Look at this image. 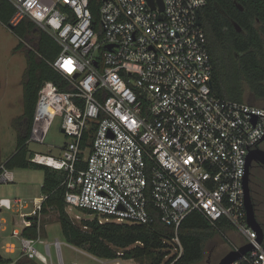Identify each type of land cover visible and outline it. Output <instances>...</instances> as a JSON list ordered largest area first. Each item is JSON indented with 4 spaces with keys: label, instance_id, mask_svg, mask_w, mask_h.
I'll return each instance as SVG.
<instances>
[{
    "label": "built area",
    "instance_id": "obj_1",
    "mask_svg": "<svg viewBox=\"0 0 264 264\" xmlns=\"http://www.w3.org/2000/svg\"><path fill=\"white\" fill-rule=\"evenodd\" d=\"M8 1L16 8L12 25L29 17L60 48L55 59L46 61L68 90L51 80L43 83L28 142L45 143L57 116L70 140L58 156L34 152L29 159L67 172L71 217L83 219L71 213L75 207L92 211L100 223L151 224L152 204L161 220L174 226L173 241L164 242L175 245L179 258V227L197 211L218 229L229 250L253 245L231 264H264V240L259 242L247 221L244 188L248 155L264 151V106L217 94L207 34L198 23L207 0H162L163 10L149 0H95L98 15L91 0ZM23 43L42 57L32 43ZM86 133L91 144L83 148ZM79 162L85 167L78 168ZM14 181L13 170L1 163L0 183ZM46 198L35 197L33 210L20 212L24 227L12 231L21 242L20 257L12 260L0 250V260L64 264L58 239L51 243L40 234L23 235L35 217L40 233ZM17 206L27 205L20 198H0V210ZM224 223L242 236L241 243L223 229ZM2 224L0 219V236ZM37 241L45 244L46 254ZM3 248L14 253L18 247L8 243ZM123 254L97 260L124 264Z\"/></svg>",
    "mask_w": 264,
    "mask_h": 264
},
{
    "label": "trees",
    "instance_id": "obj_2",
    "mask_svg": "<svg viewBox=\"0 0 264 264\" xmlns=\"http://www.w3.org/2000/svg\"><path fill=\"white\" fill-rule=\"evenodd\" d=\"M92 8L98 15L95 0ZM224 13L219 9V7ZM16 8L8 0H0V21L11 25L12 32L22 40H28L38 54L27 50L29 65L24 75V112L15 119L18 131L16 152L5 162L7 168H35L44 170L42 184V214L53 209L58 212L63 237L66 242L82 247L98 258L116 259L118 251H123V259H133L144 264H194L201 261L207 242L218 234V229L201 213H190L181 223L178 236L183 253L168 255L167 248L175 237L174 226L161 220L159 211L151 204L149 210L155 217L151 224H129L118 222L100 223L97 216L81 219L78 224L67 211L65 200L68 190L67 172L62 169L32 162L33 151L28 147L39 91L47 80L54 81L62 90H68L63 77L54 70L46 59H55L60 48L55 39L40 28L29 17L17 25L11 24ZM201 26L207 34L208 48L214 66L213 83L221 97L244 102V84L247 83L257 97L264 99V39L259 29L264 30V0H207L199 11ZM236 21L241 31L233 24ZM258 25V26H257ZM21 40L16 50H21ZM65 144V143H64ZM91 144V135L83 137L82 147ZM84 168L85 163H77ZM87 213L92 211L85 210ZM234 227L224 223L223 229ZM37 217L23 235L38 238ZM168 239L170 242H164ZM11 259L0 260V264H10ZM19 264H39L33 259H21Z\"/></svg>",
    "mask_w": 264,
    "mask_h": 264
},
{
    "label": "rangeland",
    "instance_id": "obj_3",
    "mask_svg": "<svg viewBox=\"0 0 264 264\" xmlns=\"http://www.w3.org/2000/svg\"><path fill=\"white\" fill-rule=\"evenodd\" d=\"M21 38L16 36L10 25L0 21V164H4L17 150L18 131L14 123L15 119L24 112V75L29 65V57L25 46L21 50H16L21 42ZM23 41V40H22ZM28 41V40H26ZM29 42V41H28ZM244 102L264 106V99L256 96L247 83L244 84ZM62 117L57 116L54 120L48 134L45 137V143L29 141L28 147L31 151L60 155L61 147L70 138L63 132L61 127ZM87 155V153L85 154ZM14 182L0 183V198L9 197L12 200L20 198L25 202V207H13L12 210H0V219H2V230L0 236V250L4 257L17 260L20 257L21 242L18 237L12 236L13 229L21 231L24 227L20 212H31L34 208V198L43 195L42 184L44 180V170L35 168H15ZM252 184L256 190V195L260 202L257 211L258 221L264 224V168L253 163L251 168ZM72 214H81L83 219L93 217L85 209L73 208ZM75 221L79 224L80 221ZM40 239L45 242H51L58 239L61 242V250L64 264H103L93 258L90 253L82 247H72L67 244L63 237L61 223L58 220V212L49 210L48 213L41 215V235ZM236 242H242V238H235ZM8 243H14L18 248L14 253H8L3 247ZM167 248V258L175 253V245ZM37 249L46 254L45 244L37 241ZM228 243L221 234H216L210 239L205 247V254L201 261L194 264H218L221 258L226 254ZM54 251V249H53ZM228 251V250H227ZM22 259H26L23 257ZM39 264L37 258L33 259ZM20 261V260H19ZM54 261L57 258L54 255ZM124 264H144L133 259L122 260ZM16 264H19L18 262ZM57 264V263H56Z\"/></svg>",
    "mask_w": 264,
    "mask_h": 264
},
{
    "label": "water",
    "instance_id": "obj_4",
    "mask_svg": "<svg viewBox=\"0 0 264 264\" xmlns=\"http://www.w3.org/2000/svg\"><path fill=\"white\" fill-rule=\"evenodd\" d=\"M151 6L156 8V6L160 7V10L164 9L163 1L162 0H149ZM219 9L224 13V11L218 6ZM198 23L201 24V17L200 13H198ZM235 27L238 30H241L240 25L234 21L233 22ZM12 26L10 25V28ZM253 161L256 163H261L264 165V151L260 149L252 150L248 155V164H247V172L244 177V188H245V205L247 209V221L249 225L258 232V239L259 242L264 240V230L257 219V214L255 210V206L253 203L252 195H251V187H250V174H251V167L253 165ZM253 248L252 244H245L239 248V250H229L226 254L221 258L218 264H231L234 260L240 258L243 254ZM1 257V254H0Z\"/></svg>",
    "mask_w": 264,
    "mask_h": 264
},
{
    "label": "flooded vegetation",
    "instance_id": "obj_5",
    "mask_svg": "<svg viewBox=\"0 0 264 264\" xmlns=\"http://www.w3.org/2000/svg\"><path fill=\"white\" fill-rule=\"evenodd\" d=\"M234 22V21H233ZM234 24V23H233ZM258 26V25H257ZM258 28V30H259V33L261 34V36L263 37V39H264V30H261V29H259L260 27L258 26L257 27ZM241 31V30H240ZM258 164V166L259 167H261V168H264V165H262L261 163H257ZM253 182H252V177H251V174H250V187H251V195H252V199H253V203H254V206H255V210H256V214H257V211H258V209H259V204H260V202H259V200H258V197H257V195H256V190L254 189V187H253V184H252ZM258 218V217H257ZM229 251V250H228ZM227 252V251H226ZM209 262V264H213V263H211L210 261H208Z\"/></svg>",
    "mask_w": 264,
    "mask_h": 264
},
{
    "label": "crops",
    "instance_id": "obj_6",
    "mask_svg": "<svg viewBox=\"0 0 264 264\" xmlns=\"http://www.w3.org/2000/svg\"><path fill=\"white\" fill-rule=\"evenodd\" d=\"M68 142V141H67ZM66 143V142H65ZM228 234H229V236L232 238V239H235V238H242V236L236 231V230H234V229H231V230H229L228 231ZM56 240V239H55ZM242 241H243V238H242ZM238 243V242H237ZM239 243H241V242H239ZM67 244L69 245V246H72V247H75L74 245H72V244H69L68 242H67ZM54 249V251H55V248H53ZM230 249V245L228 244V247H226V251L227 250H229ZM93 258H95V259H98L96 256H94V255H92V254H90Z\"/></svg>",
    "mask_w": 264,
    "mask_h": 264
}]
</instances>
